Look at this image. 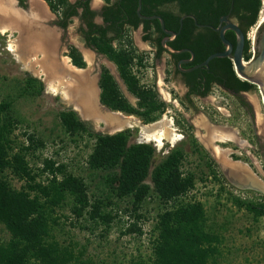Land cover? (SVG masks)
I'll return each instance as SVG.
<instances>
[{"label":"rangeland","instance_id":"1","mask_svg":"<svg viewBox=\"0 0 264 264\" xmlns=\"http://www.w3.org/2000/svg\"><path fill=\"white\" fill-rule=\"evenodd\" d=\"M40 1L46 7L43 0L37 2ZM30 2L32 4L33 0ZM262 2L264 6V1ZM260 19H263L261 14ZM257 22L258 20L249 29L250 36H253ZM126 33L128 36L131 34L128 31ZM13 34L14 36H11V32H0V145L7 159L17 155L19 167L28 172L31 179L20 178L13 173L10 165L1 170L0 176L13 189L26 196L27 200L37 203L30 216L39 220L37 226L42 230V244L54 251L53 261L58 257V252L63 257L62 247L68 245L73 247L76 253H80L79 260L74 264H137L151 255L152 240L158 233L156 225L161 214L167 210H176L180 206L201 203L204 211V229L215 240L214 253L208 258V264H264V213L254 211L248 205L250 202H264V192L239 188L225 177L216 164V159L219 156L227 159L228 152L205 153L200 150L198 141L201 130H192L186 126L183 128L181 117L176 112L156 113L155 119L150 120L139 113L120 110L125 115L137 118L141 125L156 124L163 118L171 120V117H174V125L183 128L175 132L186 136L174 146L167 143L158 147L155 142L140 141V126L122 130L128 134V145L144 144L150 149V169L145 178L146 183L152 186L151 172L164 164L172 153L183 155L178 169L184 177L191 175L194 183L193 187L168 203L161 201L157 193L150 189L137 210H134L131 194L119 196L109 186L107 172L90 167L88 157L93 151L95 138L86 133L70 135L62 126L59 113L71 110L80 118L76 108L67 103L60 94L49 91L44 74L37 75L25 70L8 50L9 40L17 37L18 31ZM136 36L138 39L137 32ZM34 66L39 68L37 63ZM146 66L142 71L143 80H148L150 84L153 80V66L151 63ZM112 68L115 73L116 68ZM156 70L160 92L167 99L168 92L163 86L165 82L159 76L161 68L156 67ZM130 71L137 75L141 73L139 66L135 64ZM119 91L136 111L140 110L134 94L127 90L128 95H125L121 88ZM223 97L225 99L218 104L221 114L216 115L217 120L228 121L239 127L242 135L251 136L243 117L234 122L232 117L226 116L242 112L234 100ZM4 103L8 106L2 108ZM207 107L206 111L213 115L214 109L211 112V108ZM167 108L170 111L171 107ZM93 124V132L107 134L97 128L102 126L100 122ZM197 124H200L198 120ZM203 125L202 123L201 127ZM255 126L258 131L264 128L262 114L257 113ZM254 156L259 159L257 162L264 173L263 160L256 153ZM231 158L250 165L243 154H232L227 161ZM48 160L53 163L52 168H46ZM67 174L81 178L86 185L88 206L80 217H76L71 211V197L52 198V202H46L42 196V187L48 186L47 183L53 176L59 181ZM93 202L99 204L102 213L116 216L108 226L99 223L94 227L91 218ZM30 208L31 206H28L26 211L32 212ZM130 222H136L137 228L140 229L123 234ZM12 237L5 224L0 222V246H7ZM55 248L59 251L56 252ZM30 258L33 264H48L42 261L40 256Z\"/></svg>","mask_w":264,"mask_h":264},{"label":"flooded vegetation","instance_id":"2","mask_svg":"<svg viewBox=\"0 0 264 264\" xmlns=\"http://www.w3.org/2000/svg\"><path fill=\"white\" fill-rule=\"evenodd\" d=\"M30 1L12 0L14 4L12 5L15 10L26 11L30 9V5L33 7V3L31 4ZM43 2L46 7L42 5V2L40 5L46 17L43 20L41 19L42 22L40 21V23L45 30L52 31L56 35L54 52L57 61L59 60V64L68 68L74 76L70 79L68 74L63 81L70 79L80 89H86L89 85L96 105L105 107L110 111L121 112L122 110L113 109L102 100L103 90L106 87V81L103 79L104 73H108L112 77L119 90L120 88L123 89L122 85L128 90L117 64L105 48L112 47L117 52L121 50L131 52L134 57L132 62L129 63V68L131 69L133 64L138 65L141 73L137 75L130 71V74L135 76L141 90H150L152 94L154 93L156 101L161 103V107L157 109L156 113L176 112L181 117L183 128L186 126L192 128V130L200 129L202 134L198 141L199 147L205 153L228 152L227 159L232 154H243L248 159L251 167L257 165L261 168L257 162L259 159L254 156V153L258 154L264 163V128L258 131L255 126L257 113L262 114L264 118L263 95L260 84L246 81L236 75L240 80L248 83L247 88L241 87L229 76L227 68L222 62L212 61L214 58L207 65L202 64L210 55L203 56L207 47H210L213 37H216L220 43V45H217L219 48L214 52L223 51L226 48L219 38L218 32L210 27H217L218 25L222 27L225 24V22L220 21L223 15H227V19L237 24L244 33L243 60L248 62L256 58L258 51L253 39L251 40V33H248L251 27L244 31L230 13L220 15L215 24L200 22L192 13H185L178 18L171 16L164 18L161 14L162 11L175 13L174 5L166 2L151 6L148 14H142L140 9L141 15L145 18L138 15L136 5V17L134 19L130 13L131 8L128 0H68V5H71L69 9H67L68 6L57 5L58 9L56 10L47 0H43ZM66 12L68 13L65 14ZM157 17L163 20L165 30ZM135 22L136 25H134ZM119 28L122 30L121 36L118 35ZM207 29H210L213 33L208 32ZM127 31L131 33L130 36L127 35ZM166 31H172L175 34ZM136 32L138 39H136ZM225 37L232 43L234 49L236 45L235 33L227 29ZM232 53L226 56L230 60ZM201 56L204 57L202 60ZM148 63L153 66L151 75L153 80L150 81V84L148 80H143L142 73L143 69L147 68ZM112 67L116 68L115 73ZM156 67L161 68L159 76L165 82L163 86L166 87L168 92L169 98L167 99L162 95L157 84L158 73ZM75 75L78 76L77 79ZM79 75L84 76V78L81 77L80 79ZM223 96L234 100L242 112V114L236 112L226 116L232 117L234 122L243 117L242 119L246 120L248 132L251 136L242 135L241 129L228 121L217 120L216 115L221 114L218 104L225 99ZM135 98L137 102L141 100L139 97L135 96ZM168 106L171 107L170 111L167 108ZM207 106L211 108V112L214 109L213 115L206 111ZM76 111L80 117L79 119L88 123L92 128L95 121L91 117L88 120L84 119V115L78 109ZM218 111L219 113H217ZM197 120L200 124H197ZM161 121L165 125L167 124L168 128H173L175 131L183 130V128L174 125V117H171V120L163 118ZM97 122L102 124L100 128H104L102 121ZM202 123L204 124L203 127H201ZM100 128V131H104ZM181 135L184 138L186 137L184 134ZM227 159L222 156L216 159V164L227 179L223 167L228 165L229 162L233 165H248L236 158H231L228 161ZM233 180L236 183L234 185L239 188L249 189L246 185L249 183L248 179L236 181L235 178Z\"/></svg>","mask_w":264,"mask_h":264},{"label":"trees","instance_id":"3","mask_svg":"<svg viewBox=\"0 0 264 264\" xmlns=\"http://www.w3.org/2000/svg\"><path fill=\"white\" fill-rule=\"evenodd\" d=\"M47 1L54 9L58 8L57 5L68 6L67 9L71 6L68 5V0ZM128 2L131 8L130 13L134 19L137 0H128ZM163 2L170 3L175 7V13L162 11L161 14L164 18L167 16L178 18L185 13H192L200 22L215 24L220 15L230 13L244 31L259 20L258 16H260L263 7L261 0H141V13L148 14L151 6ZM121 31L119 28V36L122 35ZM207 31L211 32L210 29ZM218 44L220 45L218 39L213 37L210 47H207L203 56L206 57L216 51L219 48L217 47ZM105 50L109 52L110 57L117 64L128 90L141 99L138 104L140 105L139 108L143 109L136 111L126 101L108 73H104L103 76L104 81H106V87L102 94L103 102L113 109L128 113L136 112L146 119H155L156 111L161 107V103L156 101L154 93L152 94L150 90H141L135 76L130 74L129 63L132 62L133 53L122 50L117 52L112 47L105 48ZM203 56L200 57L201 60L204 58ZM214 60L222 62L227 68L229 76L241 87L247 88L248 83L236 76L229 58H214L212 61ZM7 106V103H4L2 108ZM59 118L68 134L86 133L95 138L93 151L88 157L90 167L105 170L109 186L119 196L131 194L134 199L132 204L134 210H137L150 189L157 193L161 201L168 203L169 200L193 187V177L191 175L182 176L178 169L180 159L183 158L181 153H172L164 164L151 172L153 174L151 186L145 182L150 169L148 156L150 149L148 146L144 144L128 145L126 131L115 134L95 133L88 123L80 120L71 110L61 111ZM8 165H10L13 173L20 178H30L28 172L19 167L17 155L7 159L2 151V145H0V172ZM52 166V162L46 161V168H52ZM47 185L43 186L41 190L46 202H52V198L71 197L73 201L71 211L76 217L82 216L83 211L88 206V200L86 185L81 178L67 174L57 181L56 177L53 176ZM29 187L34 189L33 186ZM98 203L93 202L91 204V218L94 227H97L99 223L108 226L116 216L102 213ZM35 205L37 203L27 200L26 196L13 189L0 176V222L5 224L13 236L7 246H0V264H33L30 262L31 256H40L42 261L48 264H74L75 261L79 260L80 253H76L75 249L68 245L62 247L63 257L58 252V257L53 261L52 253L54 251L42 244V230L38 229L37 226L39 220L30 216ZM248 205L252 210L264 213V202H250ZM28 206H31L30 211L32 212L26 211ZM203 222L204 211L201 203L165 211L160 215L156 225L158 233L152 240L151 255L147 260H141L137 264H208V258L214 253L213 242L215 240L206 232ZM138 229L140 228H137L136 222H130L122 233L130 234ZM54 250L57 252L58 249L55 248Z\"/></svg>","mask_w":264,"mask_h":264},{"label":"bare ground","instance_id":"4","mask_svg":"<svg viewBox=\"0 0 264 264\" xmlns=\"http://www.w3.org/2000/svg\"><path fill=\"white\" fill-rule=\"evenodd\" d=\"M37 1L33 0L32 13L30 10L22 14L18 9L15 10L13 2L0 0V32L2 34L11 32V36H14L13 33L18 31V36L9 40L8 50L12 52L14 58L25 70L32 71L37 75L39 73L44 74L50 92L60 94L67 103L73 105L82 115L91 117L95 122L102 121L104 123L103 129L112 131L114 125L118 124V119L95 104L94 95H92L89 85L86 89L77 88V85L70 80L74 78L72 72L59 64V60L57 61L54 52L56 35L52 31L45 30L44 26L41 25L40 21L46 15L40 5L41 2ZM260 14L264 19V6ZM260 20L259 16L258 22ZM251 38L253 39V36ZM36 55L38 56L37 59ZM35 63L39 64L38 69L34 66ZM68 74L70 79L63 81ZM75 77L78 78L77 75ZM79 77L80 79L81 77L84 78L82 75ZM136 119L129 116L124 120L123 125L124 128L140 126V141L155 142L158 147H161L167 143L174 146L182 138L180 134L175 132V129L168 128L163 121L156 124L141 125ZM229 175L233 179L236 178V181L245 180V178L243 179V177L232 172Z\"/></svg>","mask_w":264,"mask_h":264},{"label":"water","instance_id":"5","mask_svg":"<svg viewBox=\"0 0 264 264\" xmlns=\"http://www.w3.org/2000/svg\"><path fill=\"white\" fill-rule=\"evenodd\" d=\"M8 1V0H7ZM12 2V0H9ZM262 3V0H261ZM29 10H31V5L29 6ZM141 9V0H137V8L136 11L140 17L145 18V16L141 15L140 13ZM28 10V9H27ZM18 10L20 13H27L28 11ZM160 20V24L162 28L164 29V23L163 20L160 17H157ZM259 18V17H258ZM220 21L225 22V24L221 27L218 25L217 27L210 26L213 30L218 32L219 38L221 39L222 43L226 46L225 50L218 51L210 54L202 64L207 65L208 62L217 57H226L229 56L230 53H232V64L234 71L237 76L240 78L249 81V82H258L261 86V91L263 95V104H264V19L257 22V26L254 31L253 35V43L256 46V49L258 51V54L256 58L249 60L248 62L244 61L242 58V51H243V45H244V33L242 30L238 27L237 24L229 21L227 19V15H223L220 19ZM229 29L232 30L235 33L236 36V45L235 48H232V43L225 37V31ZM165 30V29H164ZM171 34H175L172 31H166ZM122 88L126 95H128V92L126 89H124V86L122 85ZM106 112H108L110 115L115 116L118 119V124L114 125L113 130H106L103 128H100L107 132V134H112L115 132L122 131L126 128H124V120L129 117L128 115H124L122 112H115L110 111L106 109L105 107H102ZM84 119H89V117L84 116ZM94 121V120H93ZM99 129V127H97ZM240 165H233L232 163L225 165L223 168L224 173L228 177L231 183L236 184L233 178L229 175L230 172L240 175L246 180L249 179L247 176V173L245 171L240 170ZM239 168V169H238ZM248 188H253L252 183L249 182L246 184ZM243 187V186H242ZM254 189L259 190V192H264V182H260L257 187L255 186Z\"/></svg>","mask_w":264,"mask_h":264},{"label":"crops","instance_id":"6","mask_svg":"<svg viewBox=\"0 0 264 264\" xmlns=\"http://www.w3.org/2000/svg\"><path fill=\"white\" fill-rule=\"evenodd\" d=\"M254 166L251 167L250 165H242L241 167H239L240 170L245 171L247 173V177L249 178L248 180L252 183L253 186L252 189H254L255 186L259 185L260 182H264L263 171L261 170V168L257 167V165Z\"/></svg>","mask_w":264,"mask_h":264},{"label":"built area","instance_id":"7","mask_svg":"<svg viewBox=\"0 0 264 264\" xmlns=\"http://www.w3.org/2000/svg\"><path fill=\"white\" fill-rule=\"evenodd\" d=\"M180 135H181V134H180ZM181 137H182V138H181L180 140H182V139H183V136H182V135H181ZM180 140H179V141H180Z\"/></svg>","mask_w":264,"mask_h":264}]
</instances>
